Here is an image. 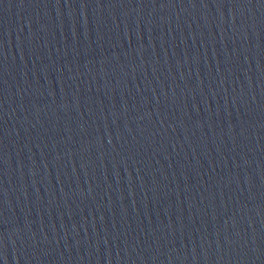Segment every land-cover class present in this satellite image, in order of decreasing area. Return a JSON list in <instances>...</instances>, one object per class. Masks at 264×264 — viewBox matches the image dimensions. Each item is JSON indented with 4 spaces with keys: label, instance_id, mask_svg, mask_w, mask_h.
<instances>
[{
    "label": "water",
    "instance_id": "water-1",
    "mask_svg": "<svg viewBox=\"0 0 264 264\" xmlns=\"http://www.w3.org/2000/svg\"><path fill=\"white\" fill-rule=\"evenodd\" d=\"M0 264H264V0H0Z\"/></svg>",
    "mask_w": 264,
    "mask_h": 264
}]
</instances>
